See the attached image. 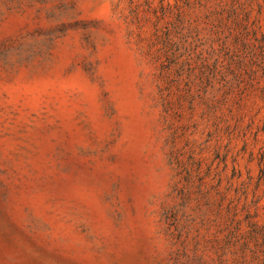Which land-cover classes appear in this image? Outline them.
Wrapping results in <instances>:
<instances>
[{"label":"rangeland","instance_id":"rangeland-1","mask_svg":"<svg viewBox=\"0 0 264 264\" xmlns=\"http://www.w3.org/2000/svg\"><path fill=\"white\" fill-rule=\"evenodd\" d=\"M0 264H264V0H0Z\"/></svg>","mask_w":264,"mask_h":264}]
</instances>
